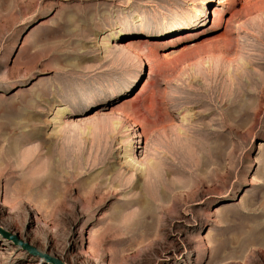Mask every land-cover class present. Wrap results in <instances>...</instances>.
Returning a JSON list of instances; mask_svg holds the SVG:
<instances>
[{
  "label": "rangeland",
  "instance_id": "374dc122",
  "mask_svg": "<svg viewBox=\"0 0 264 264\" xmlns=\"http://www.w3.org/2000/svg\"><path fill=\"white\" fill-rule=\"evenodd\" d=\"M0 231V264H264V0H0Z\"/></svg>",
  "mask_w": 264,
  "mask_h": 264
},
{
  "label": "bare ground",
  "instance_id": "6f19581e",
  "mask_svg": "<svg viewBox=\"0 0 264 264\" xmlns=\"http://www.w3.org/2000/svg\"><path fill=\"white\" fill-rule=\"evenodd\" d=\"M202 4H205V2H203ZM192 12H195L196 11V8L195 7H192L191 9H190ZM183 14H185V12L184 11H179V12H174V13H167V16H171V15H173V17L175 18V19H177L178 17H179V15H183Z\"/></svg>",
  "mask_w": 264,
  "mask_h": 264
},
{
  "label": "water",
  "instance_id": "95a60500",
  "mask_svg": "<svg viewBox=\"0 0 264 264\" xmlns=\"http://www.w3.org/2000/svg\"><path fill=\"white\" fill-rule=\"evenodd\" d=\"M0 233L4 236V237H6V238H10V236L7 234V233H5V232H2V231H0ZM27 250L29 251V252H31L32 250L30 249V248H28L27 247ZM51 264H62L61 262H59V261H57V260H50V259H47Z\"/></svg>",
  "mask_w": 264,
  "mask_h": 264
}]
</instances>
